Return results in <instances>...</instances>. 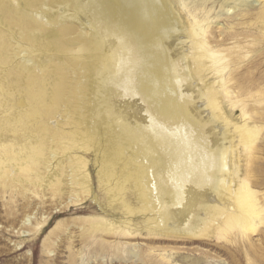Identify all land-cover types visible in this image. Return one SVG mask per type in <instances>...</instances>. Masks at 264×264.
I'll return each instance as SVG.
<instances>
[{
	"label": "bare ground",
	"instance_id": "obj_1",
	"mask_svg": "<svg viewBox=\"0 0 264 264\" xmlns=\"http://www.w3.org/2000/svg\"><path fill=\"white\" fill-rule=\"evenodd\" d=\"M28 3L43 15L55 10L54 3L64 6V21L58 20L64 24L50 45L60 74L52 84L54 103L67 100L83 120L91 121L90 128L87 123L82 130L83 148L97 141V123L105 125L107 144L97 142L111 174L112 163L128 154L147 208L159 214L149 217L153 230L200 237L212 230L225 231L228 225L244 233L264 224V205L257 191L246 177L241 179L243 172L246 176L261 171L255 163L264 145V86L245 85L238 78L252 56L248 43L222 47L223 42L211 34V16L194 13L185 0ZM81 39L84 45L71 47ZM70 53H84L75 57L81 76L72 82L67 67L74 56L68 57ZM33 65L31 72L41 64ZM42 67L48 69L47 64ZM92 74L94 82L89 85ZM88 96L97 99L90 110ZM134 97L137 100H130ZM44 135L51 136L49 128L40 136ZM37 138L19 148L14 140H0V178L23 188L29 185L42 196L46 187L57 194L61 182L52 180L51 154L46 142ZM80 159L69 182L72 203L85 201L93 192L87 164ZM243 161L252 166L243 170ZM41 166L46 174L40 172ZM89 221L95 228L110 225L104 218ZM124 223L128 227L130 220ZM119 231L126 234L124 229Z\"/></svg>",
	"mask_w": 264,
	"mask_h": 264
},
{
	"label": "rangeland",
	"instance_id": "obj_2",
	"mask_svg": "<svg viewBox=\"0 0 264 264\" xmlns=\"http://www.w3.org/2000/svg\"><path fill=\"white\" fill-rule=\"evenodd\" d=\"M28 2L0 0V140H14L19 148L24 143L30 145V139L36 136L43 139L51 154L49 173L52 180H60L61 186L57 194L46 187L42 196L34 189L31 191L29 185L23 188L20 183L0 178V264H264V224L256 231L245 229L244 233L228 225L225 231L212 230L200 237L174 236L152 229L149 217L155 218L157 213L146 206L128 154L124 152L125 160L112 163L111 174L109 161L97 142L107 144L109 134L105 125L97 123V141L83 148L79 144L82 130H86L87 123L90 128L91 121L83 120L78 108L67 100L54 103L52 84L60 74L56 69L59 60L50 45L57 29L64 24H58V20L64 19V6L54 3L55 10L43 15ZM185 2L194 13L211 16V34L223 42L222 47L239 41L251 46L252 56L238 78L245 85L264 86V0ZM69 21L80 22L71 18ZM28 33L31 36H26ZM71 44L73 48L84 45L82 39ZM83 54H68L74 55L67 60L69 82L81 76L76 62L79 59L75 57ZM33 64L41 65L31 72ZM45 64L48 69H42ZM93 77L94 74L88 77L89 85L94 82ZM86 99V108L90 110L97 99ZM134 99L137 97L130 100ZM46 127L51 135L47 139L45 135L41 137ZM87 130L90 135L92 131ZM133 151L128 148L129 153ZM81 157L87 164L93 192L85 201L72 203L69 182L75 177L73 169L81 165ZM255 165L261 171L246 176L243 172L241 179L246 177L250 181L264 205V145ZM240 166L245 170L252 163L243 161ZM40 172L48 171L41 166ZM235 183L232 184L237 187ZM93 218H104L110 225L91 227L89 220ZM126 220H130L128 227Z\"/></svg>",
	"mask_w": 264,
	"mask_h": 264
}]
</instances>
